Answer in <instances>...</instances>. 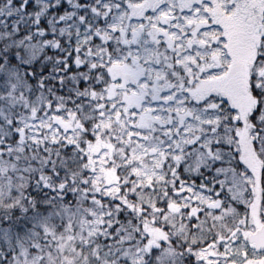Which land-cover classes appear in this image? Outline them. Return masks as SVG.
Returning a JSON list of instances; mask_svg holds the SVG:
<instances>
[{"label":"snow or ice","instance_id":"1","mask_svg":"<svg viewBox=\"0 0 264 264\" xmlns=\"http://www.w3.org/2000/svg\"><path fill=\"white\" fill-rule=\"evenodd\" d=\"M0 264H264V0H0Z\"/></svg>","mask_w":264,"mask_h":264}]
</instances>
